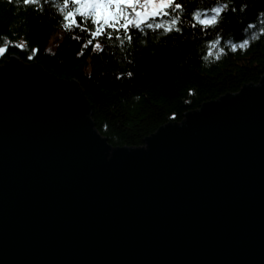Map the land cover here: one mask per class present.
Segmentation results:
<instances>
[{
    "label": "water",
    "instance_id": "1",
    "mask_svg": "<svg viewBox=\"0 0 264 264\" xmlns=\"http://www.w3.org/2000/svg\"><path fill=\"white\" fill-rule=\"evenodd\" d=\"M77 80L0 65V264H264V75L114 147Z\"/></svg>",
    "mask_w": 264,
    "mask_h": 264
},
{
    "label": "trees",
    "instance_id": "2",
    "mask_svg": "<svg viewBox=\"0 0 264 264\" xmlns=\"http://www.w3.org/2000/svg\"><path fill=\"white\" fill-rule=\"evenodd\" d=\"M212 3L215 0H205V5ZM40 4L43 11L23 0H0V43L5 36L26 42L24 49L10 47L0 63L16 57L25 63L35 62L59 78L77 80L92 105L96 128L114 147L143 146L145 138L162 125L181 122L186 112L223 94L236 93L245 84H257L264 75V35L250 39L243 51L226 49L220 59H203L207 55L205 41L216 32L221 36L230 33L239 40L247 22L259 26L264 17L257 20V16L264 12V0H229L228 10L221 14L223 20L216 28L206 29L208 35L185 24L179 33L149 30L146 36L141 34L144 43L134 36L123 51L110 46L96 52L89 45L80 56L76 53L87 34L79 29L65 30L55 10L43 0ZM197 4L198 0H188L184 6L194 8ZM241 5H245L243 12ZM181 18L191 20L184 13ZM77 36L81 40L75 39ZM32 47L38 49L35 54ZM129 71L131 78L126 76ZM117 73L125 75L117 79Z\"/></svg>",
    "mask_w": 264,
    "mask_h": 264
},
{
    "label": "snow or ice",
    "instance_id": "3",
    "mask_svg": "<svg viewBox=\"0 0 264 264\" xmlns=\"http://www.w3.org/2000/svg\"><path fill=\"white\" fill-rule=\"evenodd\" d=\"M187 2L188 0H184V3ZM23 3L36 4L43 11L40 0H23ZM43 3L48 4L60 16L65 30L71 32L79 29L87 34L88 39L81 42V51L76 53L80 56L89 45L96 52H104L110 46H118L123 51L126 44L133 43L134 36L139 43H144V39L140 38L141 34L146 36L149 30L179 33L185 24L193 30L199 28L200 32L208 35L205 30L216 28L220 24L223 20L221 14L228 10L229 0H215V3L208 5H205V0H198L194 8H185L184 3L177 0H43ZM244 8L245 5L240 6L241 12ZM231 11L235 12L236 8L233 7ZM182 13L190 16L191 20L182 19ZM258 15L264 17V12ZM155 18L159 20L154 23ZM259 35H264V20H261L259 26L255 22H247L243 28V38L239 40H234L230 33L221 36L218 31L213 38L205 41L207 55L203 59H220L222 55H226V49L235 52L239 48L243 51L250 44V39H257ZM75 39L81 40V37L77 36ZM10 47L24 49L26 42L3 37L0 57H6ZM37 51L36 47L31 48L32 54ZM123 75L125 74L117 73V79ZM126 76L131 78L133 73L129 71Z\"/></svg>",
    "mask_w": 264,
    "mask_h": 264
},
{
    "label": "bare ground",
    "instance_id": "4",
    "mask_svg": "<svg viewBox=\"0 0 264 264\" xmlns=\"http://www.w3.org/2000/svg\"><path fill=\"white\" fill-rule=\"evenodd\" d=\"M259 18H260V17H259V15H258V16H257V20H258ZM10 59H11V58H10ZM10 59H9V60H10ZM2 64H3V63H0V65H2ZM29 64H31V63H29ZM155 132H156V131H155Z\"/></svg>",
    "mask_w": 264,
    "mask_h": 264
}]
</instances>
